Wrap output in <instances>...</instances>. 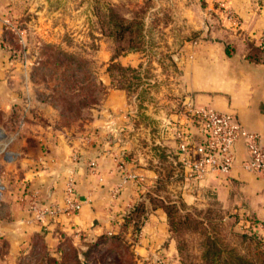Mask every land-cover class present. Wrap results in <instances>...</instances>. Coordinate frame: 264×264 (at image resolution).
<instances>
[{"label":"rangeland","instance_id":"obj_1","mask_svg":"<svg viewBox=\"0 0 264 264\" xmlns=\"http://www.w3.org/2000/svg\"><path fill=\"white\" fill-rule=\"evenodd\" d=\"M221 3L227 6L226 0H0L3 42L14 64L26 65L29 97L44 104L40 111H48L52 105L56 108L57 119L51 124L54 131H63L68 141L82 139L89 131L86 128L89 120L102 109L103 101L99 100L102 94L121 87L128 101L135 99L141 128L135 137L129 125L122 136L108 131L105 139L113 144L133 140V156L145 161L153 156L161 179L158 189L153 191L158 198H152L151 204L164 202L178 206V212L172 215L175 218L171 219L174 225L166 224L170 248L161 240L153 248H138L141 229L138 232L135 229L146 223L144 209L139 216L131 215L125 223L123 213L113 215L108 208L114 231L106 236H116L117 241L103 239L87 230L57 232L53 239L35 234L24 240L18 250L1 242L0 259H18L17 264H53V261L62 264L63 259V264H71L75 254L84 260L82 253H85L84 264H128L130 259L135 264H200V251L207 236L234 248L242 256L250 253L257 242L264 247V231L251 229L263 221L251 224L245 213L223 208L208 192L194 195L186 189L187 202H183V188L177 178L183 169L177 167L173 152L171 160L166 158L162 141L147 131L149 127L161 130L162 134L163 116L168 113L185 117L187 124L182 126L185 130L194 128V121L186 111L197 107L182 103L183 96L177 88L180 71L171 55L185 43L196 40L198 32L209 26L205 20L209 21L210 16L218 20L224 16ZM200 15L204 22L194 24L192 21ZM129 23H136L133 27L135 48L131 50L127 48V41L116 40L122 26ZM121 48L124 49L121 54L134 56V62L140 60L139 64L112 70V55ZM45 124L44 118L38 121V126L45 127ZM6 126L10 129L4 130V138L15 128L8 121ZM176 127L171 125V131ZM22 133L6 150L14 161L20 158L14 155L20 147L26 146L24 149L30 154H35L38 148L33 139L20 146ZM8 186L13 189L14 185L8 182ZM180 202L185 207L181 208ZM12 204L3 206L4 220L12 218L16 209ZM252 232L257 236H250Z\"/></svg>","mask_w":264,"mask_h":264},{"label":"crops","instance_id":"obj_2","mask_svg":"<svg viewBox=\"0 0 264 264\" xmlns=\"http://www.w3.org/2000/svg\"><path fill=\"white\" fill-rule=\"evenodd\" d=\"M226 3L235 18L234 23L224 16L219 20L210 16L209 21L205 20L209 24L205 31H199L196 40L185 43L171 55L180 71L178 92L183 96V104L234 115L244 130L257 135L264 145V0H226ZM192 22L199 25L204 20L200 15ZM1 24L0 20V130H9L6 121L13 125L12 118L20 113L21 119L14 132L6 138L12 142L23 132L20 146L24 147L33 139L38 148L35 154H30L25 150L26 146L25 149L20 147L14 154L20 158L10 162L0 151V173H3L0 183L4 186L0 199V243L18 250L24 240L35 234L51 239L57 232L87 230L99 235L110 234L114 229L109 223L111 213L108 208L113 215H124L136 200L141 199L148 207L138 248H153L158 240L170 248L171 243L166 239L165 214L160 208H152L146 196V192L161 179L158 167L153 164L154 157L150 155L145 161L140 156H133V140L113 144L105 139L108 131L122 136L129 125L133 128L132 137L138 135L141 127L135 99L128 101L124 90H108L98 116L89 120L86 127L89 131L82 139L68 141L63 131L55 132L51 126L57 119L56 109L48 106V111L42 112L40 109L44 104L29 97L27 67L11 60L3 42ZM134 59L127 54L116 61L121 66L134 67L140 62L136 63ZM42 118L46 121L45 127L38 126ZM163 118V135L161 130L147 127V131L162 141L161 149L171 160V152H176L171 125L186 127L187 123L181 114L168 113ZM189 132L198 141L194 128ZM235 152V165L227 175L212 172L194 181L186 179L181 170L177 178L183 188L182 201L187 202L186 189L194 195L211 192L223 208L236 209L264 222V177L241 168L246 156L243 140L236 144ZM76 158L79 163L74 161ZM70 174L74 178L80 210L58 218L47 216L37 220L34 210L43 206H63ZM8 182L13 183V189ZM6 204L16 206L10 221L3 218L2 210ZM34 204L37 208L33 210ZM17 260L0 259V264H17Z\"/></svg>","mask_w":264,"mask_h":264},{"label":"built area","instance_id":"obj_3","mask_svg":"<svg viewBox=\"0 0 264 264\" xmlns=\"http://www.w3.org/2000/svg\"><path fill=\"white\" fill-rule=\"evenodd\" d=\"M220 11L229 21L235 22L232 12L221 3ZM189 116L194 121L195 135L198 141L193 139V134L185 130L180 124L173 131L176 141V153L178 162L188 180H201L212 172L227 175L233 169L236 161V144L243 140L246 156L241 162V168L247 173H256L264 177V145L259 142L257 135L247 132L241 126L237 118L228 113H221L210 108H189ZM4 132L0 130V136ZM4 138V137H3ZM9 138V137H8ZM0 139V151L7 162L13 160L6 152L11 139ZM5 142V144H1ZM13 155V154H12ZM74 161H78L77 158ZM94 164L92 163L91 166ZM4 186L0 183V199ZM63 206H43L39 210L32 205L36 212V219L41 221L47 216L55 218L59 214L77 212L81 208L75 192V182L70 174L64 190ZM253 227V226H252ZM255 227V228H254ZM253 228L256 231H264V222L258 223Z\"/></svg>","mask_w":264,"mask_h":264},{"label":"trees","instance_id":"obj_4","mask_svg":"<svg viewBox=\"0 0 264 264\" xmlns=\"http://www.w3.org/2000/svg\"><path fill=\"white\" fill-rule=\"evenodd\" d=\"M136 24V23H134ZM133 23H129L126 26H122L121 30L119 33L116 34V40L117 41H127V48L129 50L134 49V43H133V38L134 36H136V31L133 29L134 27ZM137 34H138V29H137ZM121 52H124V49H120L119 52H115L114 55H112V59H111V69H124V66H121L116 60L120 57L123 56L124 54H121ZM127 68V67H126ZM111 77V75H110ZM112 80V77H111ZM115 89H120L123 90L121 87H116ZM92 93V92H91ZM106 93L102 94V98H100V102L104 101V99L106 98ZM93 96V95H92ZM90 97H88L89 99ZM94 98V97H92ZM92 103H95V100L91 101ZM53 108H55L52 105ZM56 109V108H55ZM21 119V114L17 113L15 114V116L12 118V126L16 127L18 121H20ZM23 121V119H22ZM85 126V125H84ZM84 128V127H83ZM174 155V160L175 162H177V167L181 168V165L178 162V155L176 152L173 153ZM174 162V163H175ZM181 173V172H180ZM179 173V174H180ZM160 182H158V184L154 185L153 188H151L148 192H146V196L147 199L149 200L150 204L152 200V198H158L156 197L155 194H153L155 190L158 189ZM211 193V192H208ZM215 197V195H214ZM180 207L183 208V206L185 207V204L183 202L179 203ZM152 208H160L164 214H165V219H166V224L167 222L171 223L174 225V222L172 221L175 217L172 215L174 213L178 212V206L175 203H164L161 202L160 205H152ZM143 209L145 210V217L144 221L147 220V209L145 207V201L138 199L136 200L132 206L128 209V211L122 216V220L125 221V223H127V221L130 219L131 215L134 216H139L140 212L143 213ZM172 219V220H171ZM250 222L251 224H256L258 221H256L253 217H250ZM124 223V224H125ZM259 223V222H258ZM144 224H142L143 226ZM142 226H138V229H135L136 232L140 231V229L142 228ZM256 226V225H254ZM253 226V227H254ZM251 227L252 231H254L255 227L253 228ZM251 232V231H250ZM250 236L254 235L257 236L255 232L249 233ZM107 234H102V238L103 239H110V240H119L118 237L116 236H111V237H107ZM251 239V238H249ZM261 244H259V242H257V245L255 247L252 248V251H250V253H248L247 255H240L238 252H236V250L234 248L228 247L220 242L217 241V239L207 236V242L202 245L201 247V251H200V264H264V247L260 246ZM82 257H84V260L79 259L78 255L75 254L71 259V264H84V262L86 261L85 257V253H82ZM53 264H58L57 261H53ZM62 264H63V259H62ZM128 264H135L131 259L129 261ZM186 264H191V263H186Z\"/></svg>","mask_w":264,"mask_h":264},{"label":"water","instance_id":"obj_5","mask_svg":"<svg viewBox=\"0 0 264 264\" xmlns=\"http://www.w3.org/2000/svg\"><path fill=\"white\" fill-rule=\"evenodd\" d=\"M2 137L0 136V139H1Z\"/></svg>","mask_w":264,"mask_h":264}]
</instances>
